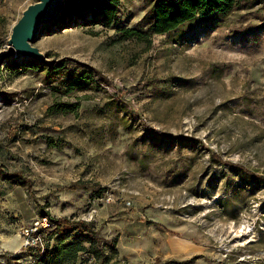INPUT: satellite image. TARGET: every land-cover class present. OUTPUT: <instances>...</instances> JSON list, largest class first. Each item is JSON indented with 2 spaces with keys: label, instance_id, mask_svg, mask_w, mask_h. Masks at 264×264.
<instances>
[{
  "label": "rangeland",
  "instance_id": "1",
  "mask_svg": "<svg viewBox=\"0 0 264 264\" xmlns=\"http://www.w3.org/2000/svg\"><path fill=\"white\" fill-rule=\"evenodd\" d=\"M36 1L0 0V234L36 207L90 226L110 264H264V0L165 34L158 0H116L109 25L113 0H64L30 43L44 61L8 42ZM20 228L0 264L37 255Z\"/></svg>",
  "mask_w": 264,
  "mask_h": 264
},
{
  "label": "trees",
  "instance_id": "2",
  "mask_svg": "<svg viewBox=\"0 0 264 264\" xmlns=\"http://www.w3.org/2000/svg\"><path fill=\"white\" fill-rule=\"evenodd\" d=\"M234 3L235 0H177L172 2L158 0L153 6L154 19L150 30L154 34H165L196 16L207 17L213 13L224 14L231 10ZM116 7L117 1L113 0L106 9L97 8L98 10L93 14L94 16L97 13L101 14V21L105 25H109L115 17ZM68 9V3L65 4L64 2L61 12L67 13ZM127 32L129 35L132 34L130 30ZM65 66L63 60L58 61L54 66L56 68L55 73L60 72ZM42 214L50 217L54 223V227L47 233V237L53 238L54 242L52 245L47 243L46 251L39 256L35 264H74L78 253L86 249L99 264H110L104 248L99 244L100 239L97 237L96 231L86 223L83 221L72 223L63 217L55 219L45 211H42ZM85 243L89 247H86ZM113 264L120 263L115 262Z\"/></svg>",
  "mask_w": 264,
  "mask_h": 264
},
{
  "label": "water",
  "instance_id": "3",
  "mask_svg": "<svg viewBox=\"0 0 264 264\" xmlns=\"http://www.w3.org/2000/svg\"><path fill=\"white\" fill-rule=\"evenodd\" d=\"M64 0H37L28 5L21 17L12 26L9 45L17 55L33 57L44 61V56L31 46L40 34V26L55 18L64 7Z\"/></svg>",
  "mask_w": 264,
  "mask_h": 264
},
{
  "label": "built area",
  "instance_id": "4",
  "mask_svg": "<svg viewBox=\"0 0 264 264\" xmlns=\"http://www.w3.org/2000/svg\"><path fill=\"white\" fill-rule=\"evenodd\" d=\"M110 197L107 196L105 202H108ZM54 227V223L47 215H42L34 218L26 226L20 228L18 237L21 240L19 249H29L36 252L37 257H34L32 262L36 261L39 256L44 254L47 248L46 236L49 230ZM11 252V251H9Z\"/></svg>",
  "mask_w": 264,
  "mask_h": 264
},
{
  "label": "crops",
  "instance_id": "5",
  "mask_svg": "<svg viewBox=\"0 0 264 264\" xmlns=\"http://www.w3.org/2000/svg\"><path fill=\"white\" fill-rule=\"evenodd\" d=\"M26 202V200H25ZM14 206V205H12ZM3 207H6L3 206ZM10 214H13V216H15L17 219L15 220L14 224H10L8 225V227H6V229L4 230V232L2 234H0L2 237L0 239H3L5 237H7L8 235L16 232L21 226L25 225L26 223L30 222L31 220H33L34 218L38 217V216H42V212H38V211H35L36 210V207L32 209V214H30L29 216H24L22 215L20 209L18 208V206L16 208H12V209H7ZM49 215L51 217H54L52 214L49 213ZM15 240V239H14ZM8 245V243H7ZM9 247V246H8ZM10 249V247H9ZM32 258L29 257V259L26 261L27 264H33L32 263Z\"/></svg>",
  "mask_w": 264,
  "mask_h": 264
}]
</instances>
